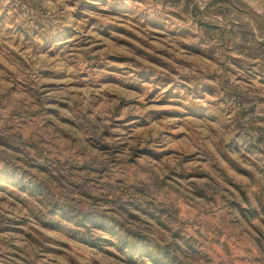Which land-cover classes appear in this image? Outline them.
Wrapping results in <instances>:
<instances>
[{"label": "rangeland", "instance_id": "1", "mask_svg": "<svg viewBox=\"0 0 264 264\" xmlns=\"http://www.w3.org/2000/svg\"><path fill=\"white\" fill-rule=\"evenodd\" d=\"M0 264H264V0H0Z\"/></svg>", "mask_w": 264, "mask_h": 264}]
</instances>
